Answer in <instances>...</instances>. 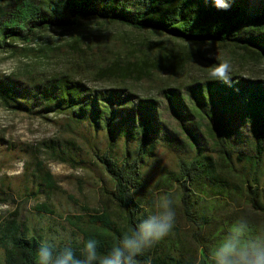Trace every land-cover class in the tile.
Instances as JSON below:
<instances>
[{
	"label": "trees",
	"instance_id": "trees-1",
	"mask_svg": "<svg viewBox=\"0 0 264 264\" xmlns=\"http://www.w3.org/2000/svg\"><path fill=\"white\" fill-rule=\"evenodd\" d=\"M226 2L227 9L217 7L214 0H0V50L4 52L23 51L14 44H31L46 30L70 32L86 23L104 22L162 35L177 43L179 51L160 47L154 64L145 58L122 61L118 56L98 67L101 79H116L117 72L124 75L108 89L90 88L67 75L30 83L0 79V104L6 109L66 116L68 131L84 129L107 139L95 159L113 184L111 196L123 220L114 221L103 213L81 227L82 216L66 217L67 223L79 228L82 242L58 244V249L67 245L79 255L83 243L95 239L100 253L106 254L127 229L152 214L144 170L155 161L160 147L191 154L179 162L176 173L162 171L160 187L179 186L185 212L199 228L193 235L195 241L199 242L203 226L195 217L193 188L208 187L210 195L226 194L230 199L240 184L250 207L264 214V77L242 76L240 69L238 73L233 69L228 82L213 79L210 73L219 61L205 56L216 49L264 66V0ZM191 55L205 61L208 78L161 89L165 106L154 98H137L122 85L125 76L142 80L156 72L184 76L186 67L181 62ZM165 112L177 129L168 126ZM43 146L59 163L87 164L76 161L74 142L51 141ZM39 169H44L41 164ZM40 179L47 188L57 189L49 173ZM42 242V237L30 236L15 220L5 223L0 226L2 264H36ZM137 259L140 264H197L167 253L162 240ZM199 262L207 264L202 258Z\"/></svg>",
	"mask_w": 264,
	"mask_h": 264
},
{
	"label": "rangeland",
	"instance_id": "rangeland-1",
	"mask_svg": "<svg viewBox=\"0 0 264 264\" xmlns=\"http://www.w3.org/2000/svg\"><path fill=\"white\" fill-rule=\"evenodd\" d=\"M176 45L162 35L105 22L86 23L70 32L50 29L39 33L31 44H14L23 50L19 53L15 49L8 52L0 50V79L12 78L19 83H30L67 75L90 88L108 89L117 86V78L124 75L117 72L116 79H101L98 67L108 65L118 56L122 61L145 58L154 64L160 47L174 52L178 51ZM205 56L219 62L228 60L232 70L238 73L237 69H240L242 76L264 77V66L260 64L244 62L237 56L231 57L216 49L205 52ZM181 63L186 67L184 76L172 77L169 73L160 72L144 80L125 76L121 80L126 83L122 85L137 98H154L165 106L161 89L208 78L202 65L205 61L196 55L187 57ZM164 119L170 128L177 129L169 113L165 112ZM67 121L66 116L38 115V112L32 115L6 109L0 104V226L15 220L30 236L42 237L44 242L55 245L82 242L79 228L67 223L66 217L82 216L81 227H86L91 222L90 218L97 214L109 213L114 221L123 220L111 196L113 184L95 159L98 149L107 146L106 137L94 136L84 129H74L72 133L68 131ZM51 141L74 142L77 146L73 152L76 161L82 160L87 164L55 161L43 146ZM188 155L191 154H186L185 150L173 152L160 147L155 161L144 170L150 185L148 207L152 213L156 210L154 202L159 197L169 195L174 201V225L170 234L162 240L165 251L196 262L201 258L206 260V253L216 240L240 218L248 221L252 235L264 231V214L250 207L244 187L240 184L239 191L233 193L230 199L226 194L210 195L208 187L193 188L197 195L195 217H199L197 222L203 226L199 242L195 241L193 235L199 232V228L185 212L179 186L160 187L163 183L162 171L166 169L176 173L179 162ZM40 164L44 169H39ZM46 173L53 177L56 190L47 188L40 179ZM231 184L234 186L236 183L232 180ZM38 188L41 191L35 194ZM1 257L0 253V264Z\"/></svg>",
	"mask_w": 264,
	"mask_h": 264
},
{
	"label": "clouds",
	"instance_id": "clouds-1",
	"mask_svg": "<svg viewBox=\"0 0 264 264\" xmlns=\"http://www.w3.org/2000/svg\"><path fill=\"white\" fill-rule=\"evenodd\" d=\"M214 3L222 9L229 7L226 0H214ZM231 71V63L223 60L213 67L210 76L228 82ZM173 204L169 195L159 197L154 202L155 212L127 229L106 254L100 253L95 239L86 240L79 255L70 246L58 249L53 243L42 242L36 253V264H140L137 258L172 231ZM206 260L207 264H264V231L252 235L248 221L240 218L216 240L206 253Z\"/></svg>",
	"mask_w": 264,
	"mask_h": 264
}]
</instances>
